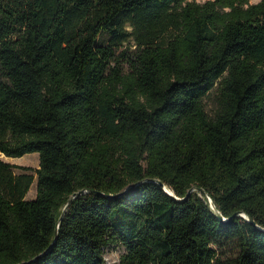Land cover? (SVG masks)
I'll list each match as a JSON object with an SVG mask.
<instances>
[{
    "label": "trees",
    "instance_id": "obj_1",
    "mask_svg": "<svg viewBox=\"0 0 264 264\" xmlns=\"http://www.w3.org/2000/svg\"><path fill=\"white\" fill-rule=\"evenodd\" d=\"M0 153V264H264V0H0Z\"/></svg>",
    "mask_w": 264,
    "mask_h": 264
},
{
    "label": "rangeland",
    "instance_id": "obj_2",
    "mask_svg": "<svg viewBox=\"0 0 264 264\" xmlns=\"http://www.w3.org/2000/svg\"><path fill=\"white\" fill-rule=\"evenodd\" d=\"M199 2H205L206 0H198ZM260 0H252V2H259ZM171 34V31H168L165 35V38H169ZM134 41L132 40L131 43L126 42L122 47H120L117 51V55H120L122 51H127L126 56H124V59L119 56V58L122 60L121 64L124 65L125 69H128L130 66V58H133L134 56ZM205 104L208 112L210 114L213 113L214 109H216L218 105V96L217 92L212 91L209 95L205 98ZM0 161H4L7 163H11L15 165L13 168L15 173H30L35 176V179L37 178L36 169L39 168L40 165V159L38 153H28L25 154L22 157H9L6 156L3 153H0ZM37 194V181L35 180L33 185L31 186L26 198L32 199L35 198ZM215 248L218 249V254L221 258L222 264H233V260L236 258L239 252V248L237 243L235 242H228L222 244L220 247L215 246ZM125 249L121 245H115L109 248V250L105 254L106 263L105 264H119L120 258L122 254L124 253Z\"/></svg>",
    "mask_w": 264,
    "mask_h": 264
},
{
    "label": "water",
    "instance_id": "obj_3",
    "mask_svg": "<svg viewBox=\"0 0 264 264\" xmlns=\"http://www.w3.org/2000/svg\"><path fill=\"white\" fill-rule=\"evenodd\" d=\"M157 182L160 183V184L163 186V188L165 189V191H166L167 193H169V194L172 195V196H175L174 193H173V191L170 190L165 184H163V183L160 182L159 180H158ZM132 186H135V185H132ZM132 186H131V187H132ZM128 189H130V188H128ZM128 189H127V190H128ZM196 190L200 191L201 193L205 194V195L208 197L209 202H210V206H211L212 210L214 211V213L216 214V216H217L219 219H221L223 222H228V221L232 220V219L236 216V215H234V216H232V217H230V218H226V217H224V216L218 211V209H217L215 203L213 202V200H212V198L209 196V194L206 192V190L203 189V188H201V187H197V186L193 187L191 190H189V192H188L186 198L189 197L190 194H191L193 191H196ZM83 192H84V191L77 192V193H75V194L72 196V198L70 199V201H69L68 204L66 205V207H65V209H64V212L67 210V208H68L69 204L72 202L73 198L79 196V195L82 194ZM99 193H100L101 195H103V196L114 197V195H111V194H110V195H106V194H104V193H102V192H99ZM119 195H121V194H119ZM184 199H185V198H184ZM64 212H63V214L61 215V217H60V219H59L58 225H59L60 221H61L62 218H63ZM242 216L245 217V218H247V220H248L250 223H252L253 225H255L256 228H258L259 230L264 231V228H262V227H260L259 225H257V224L255 223V221L252 220L249 216H247L246 214H243ZM57 239H58V231L56 232V235H55V240H57ZM29 262H31V261H29ZM29 262H25V263H22V264H26V263H29Z\"/></svg>",
    "mask_w": 264,
    "mask_h": 264
}]
</instances>
